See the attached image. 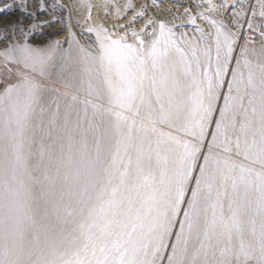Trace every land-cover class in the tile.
I'll use <instances>...</instances> for the list:
<instances>
[{
	"label": "snow or ice",
	"instance_id": "6c2138e0",
	"mask_svg": "<svg viewBox=\"0 0 264 264\" xmlns=\"http://www.w3.org/2000/svg\"><path fill=\"white\" fill-rule=\"evenodd\" d=\"M80 7L0 0V264H264V0Z\"/></svg>",
	"mask_w": 264,
	"mask_h": 264
},
{
	"label": "rangeland",
	"instance_id": "374dc122",
	"mask_svg": "<svg viewBox=\"0 0 264 264\" xmlns=\"http://www.w3.org/2000/svg\"><path fill=\"white\" fill-rule=\"evenodd\" d=\"M53 2V0H49V3ZM55 2L57 4L60 3H64L67 4L69 6V8L71 9V23L73 25V30L77 32V34H79L82 30V24H83V20H84V16L87 13V10L84 8L80 7V3L81 0H55ZM103 0H91L92 4H100L102 3ZM181 3L184 2V0H180ZM9 11V10H7ZM180 11H183V8L180 9ZM15 17H13L12 21L17 20V18L23 19V14L19 11H15ZM96 13H99L98 16H100L101 10L97 9L94 13L93 16H95ZM57 14L61 16L62 18V23L61 24H54L52 26H47L45 28H43L41 31L37 32V34L40 33H46L49 34L51 33V31L56 32L57 34H51L49 35L47 38H42L40 41H36L35 39L32 41L34 44H40L41 46H43L46 43L52 42L54 40L59 39L62 43V45L65 47L66 44H64V38L62 39L61 36H64V34L66 35V38L68 37V30L67 28L63 27V23H66L69 19V12L66 10H59L57 11ZM40 18L44 19L47 18V14L46 13H41L40 14ZM80 22V24H78L77 22ZM3 21L0 20V23H2ZM27 22H31V21H27ZM205 27H207L206 25H203ZM185 30L191 32L192 28L191 26L185 25ZM47 31V32H46ZM6 45H0V49H2L3 47H5ZM166 264V262H165Z\"/></svg>",
	"mask_w": 264,
	"mask_h": 264
},
{
	"label": "bare ground",
	"instance_id": "6f19581e",
	"mask_svg": "<svg viewBox=\"0 0 264 264\" xmlns=\"http://www.w3.org/2000/svg\"><path fill=\"white\" fill-rule=\"evenodd\" d=\"M15 11L14 10H9V11H5L4 13H0V20L1 21H12V19H13V17H15ZM98 14L99 13H96L95 14V16L94 17H99L98 16ZM47 32V31H46ZM55 35V34H57L56 32H54V31H51V33H49V34H46V33H40V34H37V35H35V40L36 41H40L42 38H47L49 35ZM66 35L67 34H64V36H61V38L63 39L64 37V41H65V39H66ZM65 47H67V45H65Z\"/></svg>",
	"mask_w": 264,
	"mask_h": 264
}]
</instances>
